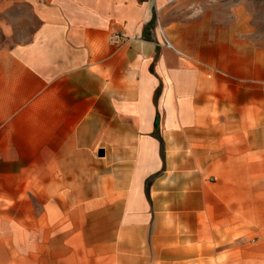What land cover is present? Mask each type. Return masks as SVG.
I'll use <instances>...</instances> for the list:
<instances>
[{
  "label": "crops",
  "instance_id": "crops-1",
  "mask_svg": "<svg viewBox=\"0 0 264 264\" xmlns=\"http://www.w3.org/2000/svg\"><path fill=\"white\" fill-rule=\"evenodd\" d=\"M256 14L250 0H0V264H264L263 241L241 261L235 245L264 239Z\"/></svg>",
  "mask_w": 264,
  "mask_h": 264
},
{
  "label": "rangeland",
  "instance_id": "rangeland-1",
  "mask_svg": "<svg viewBox=\"0 0 264 264\" xmlns=\"http://www.w3.org/2000/svg\"><path fill=\"white\" fill-rule=\"evenodd\" d=\"M250 4L254 5V7L257 8L256 21L258 20L259 22L264 23V12H263L264 11V0H250ZM257 146H260V145H257ZM251 162L253 163V166H252V175H251L252 190L250 193H251V198L257 199V198L264 197V189L262 190L260 188L261 183L264 182V158L253 157L251 159ZM240 177L242 178L243 175H240ZM237 186H238V189L236 190L237 196L239 198H244L245 192H247L248 194L249 191L244 190L243 183L238 182ZM239 225L241 224H238V231L240 227H242ZM260 225L261 223H253L254 233H256L255 230L259 229ZM241 233L243 232H238L237 238L235 240L238 261H241L244 259V250L245 248L249 247V245H252L253 249H255L261 246L262 241L264 242V239L259 238L257 236H253L251 239L249 237L245 238V236H243V234ZM254 257H255V254H254ZM53 261H54L53 255L46 253L45 254V264H53ZM55 264H58V262H55Z\"/></svg>",
  "mask_w": 264,
  "mask_h": 264
},
{
  "label": "built area",
  "instance_id": "built-area-1",
  "mask_svg": "<svg viewBox=\"0 0 264 264\" xmlns=\"http://www.w3.org/2000/svg\"><path fill=\"white\" fill-rule=\"evenodd\" d=\"M121 38V36L120 35H118V34H116V35H114L113 36V41H116V40H119Z\"/></svg>",
  "mask_w": 264,
  "mask_h": 264
},
{
  "label": "trees",
  "instance_id": "trees-1",
  "mask_svg": "<svg viewBox=\"0 0 264 264\" xmlns=\"http://www.w3.org/2000/svg\"><path fill=\"white\" fill-rule=\"evenodd\" d=\"M156 127L159 128V117H158V119H157ZM147 185H149V182L147 183ZM147 187H148V186H147Z\"/></svg>",
  "mask_w": 264,
  "mask_h": 264
},
{
  "label": "water",
  "instance_id": "water-1",
  "mask_svg": "<svg viewBox=\"0 0 264 264\" xmlns=\"http://www.w3.org/2000/svg\"><path fill=\"white\" fill-rule=\"evenodd\" d=\"M101 154H103V152H101Z\"/></svg>",
  "mask_w": 264,
  "mask_h": 264
}]
</instances>
